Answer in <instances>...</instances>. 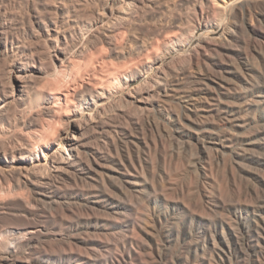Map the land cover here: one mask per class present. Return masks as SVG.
I'll return each mask as SVG.
<instances>
[{"label":"bare ground","instance_id":"bare-ground-1","mask_svg":"<svg viewBox=\"0 0 264 264\" xmlns=\"http://www.w3.org/2000/svg\"><path fill=\"white\" fill-rule=\"evenodd\" d=\"M261 134L264 0H0V264H264Z\"/></svg>","mask_w":264,"mask_h":264},{"label":"rangeland","instance_id":"rangeland-1","mask_svg":"<svg viewBox=\"0 0 264 264\" xmlns=\"http://www.w3.org/2000/svg\"><path fill=\"white\" fill-rule=\"evenodd\" d=\"M21 11H19V13H20ZM23 12V11H22ZM22 12H21V14H22ZM224 31V28L223 27H216V28H203V29H201L200 31H199V33H198V36H197V38H196V40L193 42V44L194 43H196V41L198 40V39H200L201 37H203V36H205V35H218V34H221L222 32ZM192 44V45H193ZM191 45V46H192ZM260 137V138H259ZM258 138L259 139H261V140H263L264 141V135L263 134H261L260 136H258ZM258 150H261V148L260 149H258ZM246 166L244 167V169L242 170V171H240L239 173V175H237V177L238 178H240V179H238L237 178V180H238V182L240 181V183H241V185H242V191H241V193L242 192H244V193H242L243 194V196H242V194L241 195H239V196H237V194H239L240 193V191H239V189L237 188V186L234 188V190H232L233 192V194L231 195V199H230V201H231V203L232 202H234V201H237V202H234V203H238V199L240 200L241 198L242 199H244V201L245 202H248V201H250L251 199H252V201H250V202H253V200L255 199V200H257V197H256V193L258 192H260V193H262V196L260 195V193H259V204L261 203V205H264V173L262 174V175H260L263 171H264V167L263 166H260V165H257V164H255V163H250V162H248V161H246ZM250 163V164H249ZM259 167V168H258ZM258 168V169H257ZM262 169V171H259V170H261ZM259 171V172H258ZM243 176V177H242ZM261 177V178H260ZM263 178V179H262ZM261 179V180H260ZM258 181H260V182H258ZM243 183V184H242ZM245 183H247V184H249V185H246ZM249 186V187H248ZM256 186H258V187H256ZM260 186H262V187H260ZM248 187V189H246ZM236 188L238 189V192L236 191L235 192V190H236ZM254 189V190H253ZM257 189V190H256ZM255 190H256V192H255ZM262 190V191H261ZM246 191V192H245ZM249 191V192H248ZM250 191H251V194H250ZM235 193V194H234ZM247 195V196H246ZM250 195V196H249ZM252 195H254L253 197H251ZM235 196V197H234ZM242 196V197H241ZM247 198H246V197ZM238 197H240V198H238ZM251 197V198H250ZM262 197V198H261ZM245 198H246V200H245ZM235 199H237V200H235ZM250 199V200H249ZM262 199V200H261ZM234 200V201H233ZM244 201H239V202H244ZM263 201V202H262ZM244 202V203H245ZM13 216V217H12ZM15 215H7V216H5V217H3V219L1 218L0 219V225L2 224H8V222H9V224H11V223H20V222H23L24 220L22 219V218H20L19 216H15ZM8 217V218H7ZM3 220V221H2ZM7 221V222H6ZM4 222V223H3ZM6 222V223H5ZM25 222V221H24Z\"/></svg>","mask_w":264,"mask_h":264}]
</instances>
